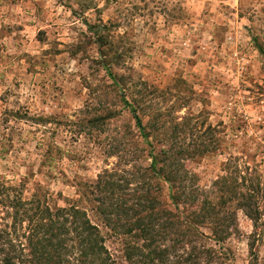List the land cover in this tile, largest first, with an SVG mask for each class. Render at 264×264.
<instances>
[{
  "label": "rangeland",
  "instance_id": "rangeland-1",
  "mask_svg": "<svg viewBox=\"0 0 264 264\" xmlns=\"http://www.w3.org/2000/svg\"><path fill=\"white\" fill-rule=\"evenodd\" d=\"M254 172L264 184V0H0V228L11 238L27 243L34 213L78 253L77 209L128 264L123 240L145 243L137 219L169 223L186 203L231 196L232 234L199 247L221 252L208 264H264V214L256 226L233 199Z\"/></svg>",
  "mask_w": 264,
  "mask_h": 264
},
{
  "label": "trees",
  "instance_id": "trees-1",
  "mask_svg": "<svg viewBox=\"0 0 264 264\" xmlns=\"http://www.w3.org/2000/svg\"><path fill=\"white\" fill-rule=\"evenodd\" d=\"M136 118L138 125L141 126L139 117ZM256 169L254 170L257 172ZM252 174L248 180L241 176L242 181L236 183L233 199L235 198V210H243L257 226L264 214L261 205L264 201V184L260 181L259 172L255 173V178ZM219 190L214 186L210 192ZM172 199L178 208L179 202L174 196ZM230 200L231 196L221 197L215 201L203 199L199 207L194 203H186L187 206L183 210L178 209L179 215H175L173 221L169 220V223L160 222L158 218L146 221L137 219L135 224H138L140 234L144 235L145 243L140 249L136 244L125 242L124 239L122 257L128 264H201L203 258H206L205 264H208L215 258H220L222 256L219 255L220 251L211 246L199 247L198 242L207 239L220 243L229 238L236 221L235 213L230 211L227 204ZM10 204L15 208L17 216H23L28 212L26 203L22 200L13 199ZM36 207L39 209L40 205ZM74 211L76 212L74 222H77L74 228L76 236L71 239H77L78 253L74 252V248H68L64 239L57 238L58 233L54 227L56 223H50L52 218H49L50 222H47L48 219L42 222L36 219L33 213L29 219L27 243H23L17 237L11 238L12 234L9 231L0 228V241L7 243L6 248L0 246V264H116L118 261L105 247L98 225L93 224L88 218L82 220L79 211L77 209ZM197 221L201 223L208 221L212 234L201 232L196 227ZM127 226L124 233H132V225H129L128 229ZM115 235L117 236V233ZM136 235H138L136 232L132 233V236ZM163 240L173 242L171 245H164L161 243ZM180 247H185L182 252L179 251Z\"/></svg>",
  "mask_w": 264,
  "mask_h": 264
}]
</instances>
